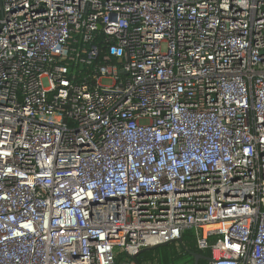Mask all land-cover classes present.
Here are the masks:
<instances>
[{
  "label": "built area",
  "instance_id": "2783aa9c",
  "mask_svg": "<svg viewBox=\"0 0 264 264\" xmlns=\"http://www.w3.org/2000/svg\"><path fill=\"white\" fill-rule=\"evenodd\" d=\"M190 229L264 264V0H0V264Z\"/></svg>",
  "mask_w": 264,
  "mask_h": 264
},
{
  "label": "trees",
  "instance_id": "16d2710c",
  "mask_svg": "<svg viewBox=\"0 0 264 264\" xmlns=\"http://www.w3.org/2000/svg\"><path fill=\"white\" fill-rule=\"evenodd\" d=\"M189 249H194L204 255H210V251H201L197 246V234L194 229L187 230L182 236V242H170L166 246L147 250L129 259L135 264H180V258L189 254ZM193 259V258H192ZM194 260V259H193ZM201 260L199 264H203Z\"/></svg>",
  "mask_w": 264,
  "mask_h": 264
},
{
  "label": "water",
  "instance_id": "95a60500",
  "mask_svg": "<svg viewBox=\"0 0 264 264\" xmlns=\"http://www.w3.org/2000/svg\"><path fill=\"white\" fill-rule=\"evenodd\" d=\"M177 242H182V238L178 239ZM170 242H165V243H162V244H159V245H155V246H150V247H145L144 249H142V252H145L147 250H151V249H155V248H158V247H161V246H166L168 245ZM189 254L192 256V258L194 259V262L195 264H199L201 260H206V261H209L210 258L194 249H189ZM137 256H134L133 258H136Z\"/></svg>",
  "mask_w": 264,
  "mask_h": 264
},
{
  "label": "rangeland",
  "instance_id": "374dc122",
  "mask_svg": "<svg viewBox=\"0 0 264 264\" xmlns=\"http://www.w3.org/2000/svg\"><path fill=\"white\" fill-rule=\"evenodd\" d=\"M179 263L180 264H195L194 260L192 259V256H188V255H183L180 258Z\"/></svg>",
  "mask_w": 264,
  "mask_h": 264
},
{
  "label": "crops",
  "instance_id": "0c3cea01",
  "mask_svg": "<svg viewBox=\"0 0 264 264\" xmlns=\"http://www.w3.org/2000/svg\"><path fill=\"white\" fill-rule=\"evenodd\" d=\"M180 243V242H179Z\"/></svg>",
  "mask_w": 264,
  "mask_h": 264
}]
</instances>
